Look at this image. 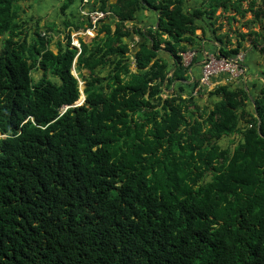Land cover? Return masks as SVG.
Returning a JSON list of instances; mask_svg holds the SVG:
<instances>
[{
    "label": "trees",
    "instance_id": "trees-1",
    "mask_svg": "<svg viewBox=\"0 0 264 264\" xmlns=\"http://www.w3.org/2000/svg\"><path fill=\"white\" fill-rule=\"evenodd\" d=\"M144 1L161 13L159 27L142 35L127 25L141 0H118L115 29L103 22L82 39L85 101L63 110L81 96L70 35L54 52L43 31L29 38L18 0H0V264H264V90L258 114L245 89L228 85L210 91L213 107L200 104L199 82L164 96L187 78L180 53L196 41L195 19L248 9ZM250 10L264 18V3ZM132 33L145 38L135 71ZM255 33L216 55H237L247 36L260 43ZM162 41L180 63L173 76Z\"/></svg>",
    "mask_w": 264,
    "mask_h": 264
},
{
    "label": "crops",
    "instance_id": "crops-1",
    "mask_svg": "<svg viewBox=\"0 0 264 264\" xmlns=\"http://www.w3.org/2000/svg\"><path fill=\"white\" fill-rule=\"evenodd\" d=\"M118 0H89L84 3L83 0H18V12L20 22L29 28V38L36 30L46 32L51 39V48L54 52L59 50L60 43L65 44L67 33L76 29H83L88 25V20L83 16L82 10L101 8L102 6L111 13L103 21L115 29L118 21V15L115 13V4ZM255 2V6L262 5L264 0H243V9H248L243 16L234 9L225 10L219 7L213 15H202L195 19L197 28L195 30V42L188 43L187 52H194L192 61L188 66L187 78L175 77L168 92L177 91L183 95L193 92L195 83H198L202 74V63L205 52L219 53L222 47L234 48L241 41L240 34L249 31H255L253 35L260 43L253 44L252 38L247 36L240 48L243 54V74L234 78L228 73L214 75L209 89L197 88L195 94L201 105H213L219 100L217 95L210 91L221 85H228L230 88L245 89L249 96L248 109L256 113V100L264 90V18L253 21L254 14L250 10V5ZM142 6L137 9L132 20L127 22L129 26H136L148 34L149 29H157L160 24L161 13L159 10L141 0ZM206 3V2H205ZM204 0H184L183 9L192 13L195 9L202 8ZM113 9V10H112ZM102 22V23H103ZM100 27V26H99ZM98 27V29H99ZM98 29L96 33H98ZM104 32L101 33V36ZM141 34L132 33L125 37V41L130 45V60L132 69L137 70L135 53L138 49V43L145 40ZM167 33L164 38L167 37ZM150 36V35H149ZM253 37V38H254ZM86 42H90L93 37H82ZM150 45L152 39L146 38ZM228 39L231 42H228ZM2 43L0 42V49ZM158 56L163 58L168 65V76H173L179 61L177 57L167 48V43L162 41L158 49ZM236 55H233V57ZM201 57V58H200ZM231 136L223 137L220 140L222 146L230 144ZM229 142V144H226Z\"/></svg>",
    "mask_w": 264,
    "mask_h": 264
},
{
    "label": "built area",
    "instance_id": "built-area-1",
    "mask_svg": "<svg viewBox=\"0 0 264 264\" xmlns=\"http://www.w3.org/2000/svg\"><path fill=\"white\" fill-rule=\"evenodd\" d=\"M89 0H83L88 3ZM83 16L88 20V25L83 29H76L71 32V45L78 48L77 56L81 53V37H94L99 24L106 19L110 11L101 8L84 9ZM182 62L189 66L194 52H183ZM243 55L238 54L233 58L218 57L214 53L209 54L208 59L202 65V74L200 78L199 89L209 86L214 75L228 73L232 77H239L243 73L241 61ZM82 83V82H81Z\"/></svg>",
    "mask_w": 264,
    "mask_h": 264
},
{
    "label": "clouds",
    "instance_id": "clouds-1",
    "mask_svg": "<svg viewBox=\"0 0 264 264\" xmlns=\"http://www.w3.org/2000/svg\"><path fill=\"white\" fill-rule=\"evenodd\" d=\"M101 9H103V8H101ZM104 10H107V9H104ZM109 11H110V10H109ZM110 13H111V11H110ZM104 20H105V19H104ZM104 20H103V21H104ZM103 21H102V22H103ZM102 22L99 24V26L102 24ZM99 26H98V27H99ZM79 29H81V28H79ZM97 29H98V28H97ZM71 32H73V31H70V32L68 33V34L70 35V44H71ZM96 34H97V33H96ZM43 35L48 36L46 32H43ZM94 37H95V36H94ZM94 37H93V38H94ZM81 38H82V37H81ZM81 38H80V39H81ZM81 43H82V39H81ZM71 46H72V45H71ZM73 47H74V46H73ZM81 47H82V46H81ZM77 50H78V48H77ZM81 52H82V50H81ZM186 52H187V51H186ZM77 53H78V51H77ZM181 53H182V52H181ZM181 53H180V55L182 56ZM210 54H211V53H210ZM214 54L216 55L215 52H214ZM238 54H241V53H238ZM238 54H237V55H238ZM79 55H80V54H79ZM79 55H78V56H79ZM242 55H243V54H242ZM78 56H77V54H76L75 62H74V65H73V74L79 79L78 72H77V70H76V68H75V63H76V60H77V57H78ZM222 57H223V56H222ZM234 57H235V56H234ZM226 58H233V56H232V57H226ZM243 59H244V56H243ZM242 63H243V60L241 61V65H242ZM183 65H184V64H183ZM202 65H203V64H202ZM184 66H185V65H184ZM186 67H188V66H186ZM242 68H243V65H242ZM74 70H75V71H74ZM40 71H42V70H40ZM243 72H244V68H243ZM242 74H243V73H242ZM242 74H241V75H242ZM229 75H230V74H229ZM241 75H240V76H241ZM230 76H231V75H230ZM240 76H239V77H240ZM234 78H238V77H234ZM211 80H212V79H211ZM81 82L84 84V82H83L82 80L79 79V86H81V85H80V84H82ZM199 85H200V80H199ZM210 85H211V84H210ZM210 85H209V86H206V87H204V88L209 89ZM198 87H199V86H198ZM80 91H81V93H82L81 87H80ZM83 93H84V90H83ZM83 93H82V94H83ZM84 95H85V94H84ZM80 97H81V96H80ZM84 98H85V97H84ZM79 101H81L80 98H79L78 101L75 102V104L65 106V107L63 108V110H66L69 106H78L79 104H77V103H79ZM84 101H85V99H84ZM84 101L82 102V104L84 103ZM80 105H81V104H80ZM0 134H1V133H0ZM1 136H5V135L2 134Z\"/></svg>",
    "mask_w": 264,
    "mask_h": 264
},
{
    "label": "rangeland",
    "instance_id": "rangeland-1",
    "mask_svg": "<svg viewBox=\"0 0 264 264\" xmlns=\"http://www.w3.org/2000/svg\"><path fill=\"white\" fill-rule=\"evenodd\" d=\"M75 71V70H74ZM42 72L39 70V71H36V72H34V77L35 78H38L39 76H40V74H41ZM78 76H79V74H78ZM79 79L81 80V78L79 77ZM81 86V90H82V93H83V89H84V84L82 83V84H80ZM81 93V97H80V100H83L84 99V97H85V95H84V93L82 94ZM169 92L168 91H166V95L165 96H167V94H168ZM2 134H0V137H2L1 136ZM226 144H229V142H227Z\"/></svg>",
    "mask_w": 264,
    "mask_h": 264
},
{
    "label": "water",
    "instance_id": "water-1",
    "mask_svg": "<svg viewBox=\"0 0 264 264\" xmlns=\"http://www.w3.org/2000/svg\"><path fill=\"white\" fill-rule=\"evenodd\" d=\"M208 56H209V53H208V52H205L204 60L201 61L202 64L204 63V61H206V60L208 59ZM84 99H85V98H84ZM84 99L81 100V101H79V103H77V104H79V105L82 104V102L84 101ZM256 114H258V110H257V108H256ZM258 119H259L258 129H259V131L261 132V126H260L261 118H260L259 115H258Z\"/></svg>",
    "mask_w": 264,
    "mask_h": 264
}]
</instances>
